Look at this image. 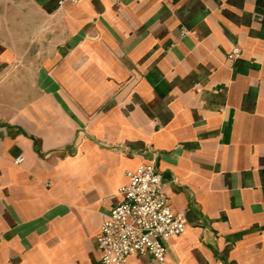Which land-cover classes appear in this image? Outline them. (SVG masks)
<instances>
[{
  "label": "crops",
  "instance_id": "0c3cea01",
  "mask_svg": "<svg viewBox=\"0 0 264 264\" xmlns=\"http://www.w3.org/2000/svg\"><path fill=\"white\" fill-rule=\"evenodd\" d=\"M59 1L0 0V264H101L145 162L188 215L163 264H264V0Z\"/></svg>",
  "mask_w": 264,
  "mask_h": 264
},
{
  "label": "built area",
  "instance_id": "2783aa9c",
  "mask_svg": "<svg viewBox=\"0 0 264 264\" xmlns=\"http://www.w3.org/2000/svg\"><path fill=\"white\" fill-rule=\"evenodd\" d=\"M81 0H60L78 4ZM186 34L182 30L181 36ZM241 55L235 46L229 59ZM18 157L16 162H22ZM128 181L120 187V201L107 214L96 237L101 264H127L140 256L156 264H163L170 239L186 232V209L175 210L164 189L162 174L153 162L140 164L126 173Z\"/></svg>",
  "mask_w": 264,
  "mask_h": 264
}]
</instances>
